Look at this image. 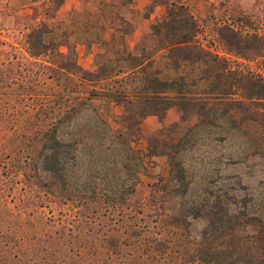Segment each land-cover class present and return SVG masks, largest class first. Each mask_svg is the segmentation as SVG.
<instances>
[{
    "label": "trees",
    "instance_id": "obj_1",
    "mask_svg": "<svg viewBox=\"0 0 264 264\" xmlns=\"http://www.w3.org/2000/svg\"><path fill=\"white\" fill-rule=\"evenodd\" d=\"M29 1L40 17L24 34L26 56L0 39V264H264V72L234 66L199 41L181 0H150L149 11L165 12L135 51L114 10L133 0L100 1L111 33L93 34L102 51L85 69L74 40L87 42L95 26L56 20L65 0ZM215 33L227 53L264 58V33L227 21ZM101 101L122 107L116 120ZM172 107L178 120L152 132L145 153L164 157L167 172L131 202L143 169L132 137L144 117L162 120ZM233 140L239 154L261 157L258 197L213 177L194 188L184 154ZM50 202L75 210L58 219L44 212Z\"/></svg>",
    "mask_w": 264,
    "mask_h": 264
},
{
    "label": "rangeland",
    "instance_id": "obj_2",
    "mask_svg": "<svg viewBox=\"0 0 264 264\" xmlns=\"http://www.w3.org/2000/svg\"><path fill=\"white\" fill-rule=\"evenodd\" d=\"M100 1L115 2L116 0H65L57 11L56 20L61 21L64 26L67 24L69 28H75L72 26L75 24H81L84 28L95 26L93 31L89 30V32L92 35L99 34L100 39H108L111 27L107 26L108 20L105 19ZM181 1L187 5L199 24V41L219 54L227 56L234 66H247L264 72V58L259 57L249 61L227 53L218 42L215 33L216 27L223 21L232 23L248 32L264 33V0ZM149 4L150 0H133L127 5L118 3L114 8L115 13L128 22L124 40L127 46L134 51L139 44L146 43V39H143L149 31L150 25L160 19L165 12L163 5L155 6L153 10L149 11ZM39 11L38 3H32L29 0H0V39L5 42L4 49L11 54L15 53L17 58L23 59L22 57L26 56L23 43L24 34L29 25L39 19ZM100 25H103V30ZM95 35L88 36L87 42L77 38L74 40L77 61L83 68L89 70L96 66L95 53L102 51L97 42L91 44ZM60 49L66 51L65 46ZM10 57L12 58V55ZM97 104L103 115L114 117L115 120L122 113L121 106L114 105L111 108L112 104L104 101L97 102ZM178 118L179 113L172 107L162 120L154 115H148L141 120L139 130L132 138L135 139V148L139 149L138 152L142 157L141 167L143 169H140V184L137 187V192L129 201L143 200L153 179L158 175L166 174L168 166L164 157H151L145 154L147 138L161 125L175 122ZM113 126L118 128L119 124L113 122ZM239 144L240 141L237 140L204 144L196 150L186 152L184 160L194 181V188L202 187L203 178L213 177V179H217V183L226 181L238 187L239 195L248 194L258 197L261 193L263 177L261 157L249 152L239 154L237 152L240 149ZM121 154L125 158V152L123 151ZM89 156L88 151L83 155L86 169L91 165L88 162ZM106 159L103 158V160ZM127 163L131 171L136 169L131 159H128ZM16 186L19 192L22 191V183H18ZM178 203V197H169L167 205L177 207ZM74 210L75 208H72L68 202H50L48 207L44 208L47 215H53L58 219L71 215ZM202 225V221H196L193 226L198 230Z\"/></svg>",
    "mask_w": 264,
    "mask_h": 264
}]
</instances>
